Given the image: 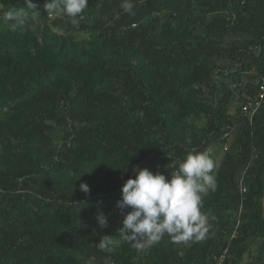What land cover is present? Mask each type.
Wrapping results in <instances>:
<instances>
[{"label":"trees","instance_id":"obj_1","mask_svg":"<svg viewBox=\"0 0 264 264\" xmlns=\"http://www.w3.org/2000/svg\"><path fill=\"white\" fill-rule=\"evenodd\" d=\"M32 2L24 28L0 19V264H264V106L252 122L233 110V85L255 95L264 76V0H133L134 14L88 0L76 26ZM12 6L24 0H0V17ZM203 151L206 238L122 241L133 169L170 178Z\"/></svg>","mask_w":264,"mask_h":264},{"label":"clouds","instance_id":"obj_2","mask_svg":"<svg viewBox=\"0 0 264 264\" xmlns=\"http://www.w3.org/2000/svg\"><path fill=\"white\" fill-rule=\"evenodd\" d=\"M24 5L20 8L12 6L0 17L13 31L24 28L29 19H37L31 12L40 14L32 0H24ZM120 6L124 13L134 14L133 0H122ZM44 8L46 14L66 16L76 26L88 8V0H49ZM234 86L238 85L234 84L233 89ZM235 103L233 110L240 109V103L236 100ZM211 155V151L188 152L179 161L176 171L170 173V178L147 168H134L136 176L124 181L122 198L116 205L123 216V227L118 233L120 239L138 253L157 244L166 234L177 244L203 241L211 227L208 217L201 211L203 196L214 192L217 187L216 164ZM79 187L85 194L90 192L87 183H81ZM126 209L130 211L125 214ZM96 219L101 228L108 226V218L103 212H97ZM236 230L231 238H236L233 237ZM112 244V237L104 236L96 246L101 251L111 252ZM227 251L228 248L223 251L226 256Z\"/></svg>","mask_w":264,"mask_h":264},{"label":"built area","instance_id":"obj_3","mask_svg":"<svg viewBox=\"0 0 264 264\" xmlns=\"http://www.w3.org/2000/svg\"><path fill=\"white\" fill-rule=\"evenodd\" d=\"M229 72H225V75H228ZM258 91L255 95L248 92L246 88L241 86H234L235 100L240 103L241 114L244 118H247L250 122L256 117L258 112L264 106V76L260 77L257 81ZM240 191L242 194L246 193V188L244 187V182H240ZM236 231L233 234V237H236ZM226 256V253L224 254ZM225 257H222L219 260V264H223Z\"/></svg>","mask_w":264,"mask_h":264},{"label":"rangeland","instance_id":"obj_4","mask_svg":"<svg viewBox=\"0 0 264 264\" xmlns=\"http://www.w3.org/2000/svg\"><path fill=\"white\" fill-rule=\"evenodd\" d=\"M233 106L235 107V105H233ZM256 249H257V248L255 247L254 250H253V254H255V255L257 254Z\"/></svg>","mask_w":264,"mask_h":264}]
</instances>
